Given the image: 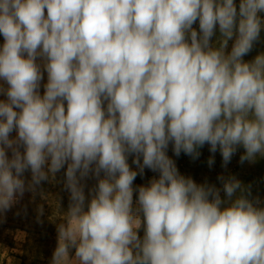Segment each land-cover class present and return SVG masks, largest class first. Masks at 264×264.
<instances>
[{
    "label": "clouds",
    "instance_id": "clouds-1",
    "mask_svg": "<svg viewBox=\"0 0 264 264\" xmlns=\"http://www.w3.org/2000/svg\"><path fill=\"white\" fill-rule=\"evenodd\" d=\"M262 32L264 0H0V222L62 173L49 264H264L251 185L168 154L264 157Z\"/></svg>",
    "mask_w": 264,
    "mask_h": 264
},
{
    "label": "rangeland",
    "instance_id": "rangeland-1",
    "mask_svg": "<svg viewBox=\"0 0 264 264\" xmlns=\"http://www.w3.org/2000/svg\"><path fill=\"white\" fill-rule=\"evenodd\" d=\"M2 43L3 38L0 37ZM260 51H264V42L258 44L245 59H251ZM243 151V148L238 150L226 169L221 166L222 157L219 152L215 154L214 165L209 168L207 160L212 154L207 145L200 149L201 155L196 160L184 154L177 158L171 149L168 154L176 161L179 171L191 176L197 183L207 181L221 187L217 180L219 175H234L245 185H251L252 195L264 202V157L258 158L255 163L245 162L241 165L239 157ZM62 175L58 174L56 181L52 179L44 183L37 193H26L19 204L6 214L4 221L0 222V264H49L56 246L55 223L63 218L68 203V194L62 191V184L57 182L62 179ZM153 175L146 169L144 178L138 176L135 183L144 184ZM59 197H62L63 209L58 203ZM41 207L44 209L42 216L39 214Z\"/></svg>",
    "mask_w": 264,
    "mask_h": 264
}]
</instances>
